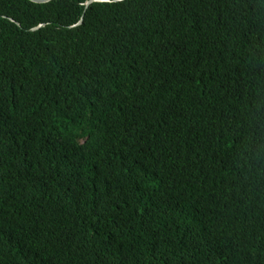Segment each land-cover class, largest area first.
<instances>
[{"label": "trees", "instance_id": "16d2710c", "mask_svg": "<svg viewBox=\"0 0 264 264\" xmlns=\"http://www.w3.org/2000/svg\"><path fill=\"white\" fill-rule=\"evenodd\" d=\"M87 1L0 0V264H264V0Z\"/></svg>", "mask_w": 264, "mask_h": 264}, {"label": "water", "instance_id": "95a60500", "mask_svg": "<svg viewBox=\"0 0 264 264\" xmlns=\"http://www.w3.org/2000/svg\"><path fill=\"white\" fill-rule=\"evenodd\" d=\"M31 1H33V2H36V3H47V2H50V1H52V0H31ZM93 1H95V0H88L87 2H86V5H89L91 2H93ZM34 29V28H33Z\"/></svg>", "mask_w": 264, "mask_h": 264}]
</instances>
